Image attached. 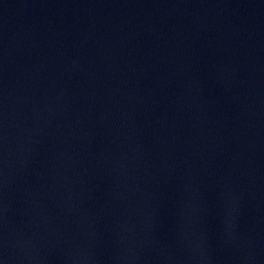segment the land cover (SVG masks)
I'll use <instances>...</instances> for the list:
<instances>
[{"label":"water","instance_id":"obj_1","mask_svg":"<svg viewBox=\"0 0 264 264\" xmlns=\"http://www.w3.org/2000/svg\"><path fill=\"white\" fill-rule=\"evenodd\" d=\"M0 264H264V0H0Z\"/></svg>","mask_w":264,"mask_h":264}]
</instances>
